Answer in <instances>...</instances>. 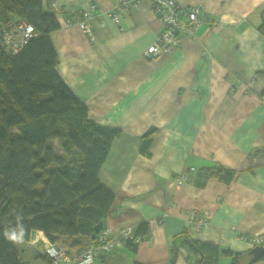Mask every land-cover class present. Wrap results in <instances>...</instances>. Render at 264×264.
I'll list each match as a JSON object with an SVG mask.
<instances>
[{
    "label": "crops",
    "instance_id": "obj_1",
    "mask_svg": "<svg viewBox=\"0 0 264 264\" xmlns=\"http://www.w3.org/2000/svg\"><path fill=\"white\" fill-rule=\"evenodd\" d=\"M121 1L129 5L121 8ZM134 1L43 0L45 11L52 3L60 8L53 13L59 29L49 35L57 75L89 120L121 133L99 173L114 195L104 229L117 234L131 227L140 237L101 263L189 264L197 257L173 240L183 231L224 250L249 252L253 246L240 236L264 234V0H175L201 6L200 23L154 57L144 51L162 25L147 1L132 7ZM92 3L91 42L76 21ZM115 10L118 22L109 17ZM211 166L232 176L210 175ZM181 175L186 179L178 186ZM189 212L206 226L191 225ZM32 235L19 245V256L45 264L34 242L48 241L42 232ZM57 244L73 255L89 241L61 236ZM217 263L228 260L221 256Z\"/></svg>",
    "mask_w": 264,
    "mask_h": 264
},
{
    "label": "trees",
    "instance_id": "obj_2",
    "mask_svg": "<svg viewBox=\"0 0 264 264\" xmlns=\"http://www.w3.org/2000/svg\"><path fill=\"white\" fill-rule=\"evenodd\" d=\"M9 21L26 22L37 35L16 55L0 44V264H28L20 258L18 248L29 242L35 231L42 232L52 244L63 236L69 240L86 238L89 244L85 247L101 248L104 243L99 239L106 230L104 221L114 195L101 183L99 173L112 142L121 133L89 120L85 106L57 75V56L49 35L59 24L53 13L43 9V0H0V31ZM54 143L61 150L58 155ZM148 143L149 138L143 153ZM206 170L213 176H232L219 166ZM21 224L25 229L21 240L8 241L6 230ZM98 225L102 228L96 232ZM126 228L134 238L120 236L125 228L110 233L109 239L118 238L120 246L100 249L94 258L96 264H102L104 256L125 243H135L139 233ZM173 240L186 246L189 257H197L189 264H218L221 256L228 264L250 260L249 252H232L196 241L185 231ZM38 250L36 257L50 264L51 258Z\"/></svg>",
    "mask_w": 264,
    "mask_h": 264
},
{
    "label": "built area",
    "instance_id": "obj_3",
    "mask_svg": "<svg viewBox=\"0 0 264 264\" xmlns=\"http://www.w3.org/2000/svg\"><path fill=\"white\" fill-rule=\"evenodd\" d=\"M141 0H135L132 7H136ZM151 5V10L154 12L159 22L162 25V30L156 37L155 42L149 46L145 51L146 57H154L160 52H169L174 49L178 42L179 35H192L194 28L200 23V14L202 7L194 5L190 7H182L175 2V0H145ZM129 3L121 1L120 6H127ZM51 13L60 14V8L56 3H52L49 10ZM97 12V6L92 3L84 9L80 17L76 21V25L84 33L89 41H93V34L89 25V20L93 17V13ZM118 11L109 13L112 21L118 22ZM65 24H71V21L66 20ZM37 34L34 28L23 21H9L0 31V44L9 51L10 55L18 54L21 49L27 45L30 39ZM261 101L264 104V95L261 96ZM185 181V176L181 175L177 179V185L180 186ZM188 221L191 225L197 227H204L206 223L199 220L194 223L193 212L187 214ZM110 231L105 230L100 236V242L104 245L100 247H85L78 253L67 255L64 247L57 245L52 246L47 250H43L51 258L50 264H96L94 258L99 254L100 249L109 250L114 245L120 246L118 238H111ZM124 240L133 239L130 228H125L121 231ZM244 242L251 244L253 247H261L264 249V234L240 236ZM137 240V239H136Z\"/></svg>",
    "mask_w": 264,
    "mask_h": 264
},
{
    "label": "clouds",
    "instance_id": "obj_4",
    "mask_svg": "<svg viewBox=\"0 0 264 264\" xmlns=\"http://www.w3.org/2000/svg\"><path fill=\"white\" fill-rule=\"evenodd\" d=\"M24 231H25L24 226L21 224V225H17L16 228H11L6 230L4 235L8 241L18 242L23 237Z\"/></svg>",
    "mask_w": 264,
    "mask_h": 264
},
{
    "label": "water",
    "instance_id": "obj_5",
    "mask_svg": "<svg viewBox=\"0 0 264 264\" xmlns=\"http://www.w3.org/2000/svg\"><path fill=\"white\" fill-rule=\"evenodd\" d=\"M101 228L102 225H98L97 228L95 229L96 232H98ZM248 254L250 256V260L248 261L247 264H256L259 261H261V259L264 257V249L256 246L253 247Z\"/></svg>",
    "mask_w": 264,
    "mask_h": 264
},
{
    "label": "rangeland",
    "instance_id": "obj_6",
    "mask_svg": "<svg viewBox=\"0 0 264 264\" xmlns=\"http://www.w3.org/2000/svg\"><path fill=\"white\" fill-rule=\"evenodd\" d=\"M54 145H55V151H54V153H56L57 155L58 154H60L61 153V150H60V148H59V146L58 145H56V143H54ZM34 235V234H33ZM32 235V236H33ZM32 236H30V238H29V242L31 241H33V239H32ZM242 236V235H241ZM245 236H248V235H245ZM47 239V238H46ZM47 241H48V239H47ZM37 242V243H36ZM34 243H36V244H38L39 245V250L40 251H42V249L43 250H45V249H49L51 246H52V243H50V241H48V242H46V241H44L43 239H41V238H39L38 240H36ZM55 246H57L58 244H57V242L54 244ZM46 253V252H45ZM47 254V253H46ZM21 259L23 260V261H26V258L25 257H21ZM28 260V263L30 262V258H28L27 259Z\"/></svg>",
    "mask_w": 264,
    "mask_h": 264
},
{
    "label": "bare ground",
    "instance_id": "obj_7",
    "mask_svg": "<svg viewBox=\"0 0 264 264\" xmlns=\"http://www.w3.org/2000/svg\"><path fill=\"white\" fill-rule=\"evenodd\" d=\"M186 179V178H185ZM32 239L34 240L35 239V236H32ZM138 239V238H137Z\"/></svg>",
    "mask_w": 264,
    "mask_h": 264
}]
</instances>
